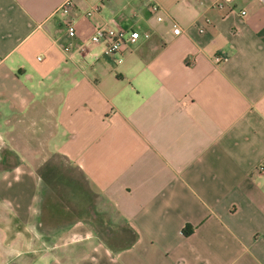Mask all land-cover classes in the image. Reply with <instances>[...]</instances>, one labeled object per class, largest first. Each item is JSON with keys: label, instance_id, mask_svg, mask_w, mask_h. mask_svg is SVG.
<instances>
[{"label": "crops", "instance_id": "0c3cea01", "mask_svg": "<svg viewBox=\"0 0 264 264\" xmlns=\"http://www.w3.org/2000/svg\"><path fill=\"white\" fill-rule=\"evenodd\" d=\"M67 1L0 0V264H264V6ZM97 28L141 38L108 55ZM38 150L83 172L101 228Z\"/></svg>", "mask_w": 264, "mask_h": 264}, {"label": "rangeland", "instance_id": "374dc122", "mask_svg": "<svg viewBox=\"0 0 264 264\" xmlns=\"http://www.w3.org/2000/svg\"><path fill=\"white\" fill-rule=\"evenodd\" d=\"M44 144V139H43ZM28 158L34 169L58 192L61 207L74 209L85 220L93 221V211L100 198L95 187L87 180L83 172L61 156L49 152L33 151Z\"/></svg>", "mask_w": 264, "mask_h": 264}, {"label": "built area", "instance_id": "2783aa9c", "mask_svg": "<svg viewBox=\"0 0 264 264\" xmlns=\"http://www.w3.org/2000/svg\"><path fill=\"white\" fill-rule=\"evenodd\" d=\"M236 0H222L220 3V7H223L227 4H232ZM264 6V0H257ZM73 0H68L60 9V11L64 14H69L71 10L73 9ZM162 7L158 4H154L151 7V11L153 14H158L161 12ZM246 12H243V15H245ZM92 14L88 13V16L90 17ZM163 17L159 16L158 21H162ZM69 32L74 34L75 33V21H72L69 27ZM173 33L175 35H179L181 33V29L178 26V24L174 25ZM144 37L146 39L150 38V34H145ZM141 38V34L139 31H125V30H117V31H107L103 28H97L94 35L91 37L90 43L91 44H99L104 41L107 42L106 46V54L108 55H115L119 53L128 43H135ZM86 45L83 48V52L86 51ZM41 59V58H40ZM214 61L216 63H221L223 59L221 57H215Z\"/></svg>", "mask_w": 264, "mask_h": 264}, {"label": "trees", "instance_id": "16d2710c", "mask_svg": "<svg viewBox=\"0 0 264 264\" xmlns=\"http://www.w3.org/2000/svg\"><path fill=\"white\" fill-rule=\"evenodd\" d=\"M193 232V228L190 227V226H187L185 229H184V234L185 236H189L190 234H192Z\"/></svg>", "mask_w": 264, "mask_h": 264}]
</instances>
